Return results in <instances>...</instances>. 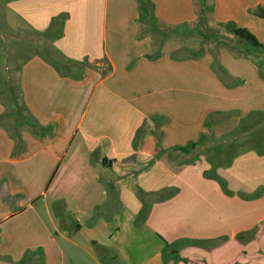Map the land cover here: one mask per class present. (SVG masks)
Returning <instances> with one entry per match:
<instances>
[{
    "label": "crops",
    "instance_id": "1",
    "mask_svg": "<svg viewBox=\"0 0 264 264\" xmlns=\"http://www.w3.org/2000/svg\"><path fill=\"white\" fill-rule=\"evenodd\" d=\"M5 9L12 41L42 38L84 66L20 57L30 119L19 131L0 121V264H264V154L223 155L240 121L223 113H264V48L204 43L233 22L264 46V0Z\"/></svg>",
    "mask_w": 264,
    "mask_h": 264
},
{
    "label": "rangeland",
    "instance_id": "2",
    "mask_svg": "<svg viewBox=\"0 0 264 264\" xmlns=\"http://www.w3.org/2000/svg\"><path fill=\"white\" fill-rule=\"evenodd\" d=\"M6 2L7 0H0V100L5 104V113L3 114L2 120L0 121L12 131H19V128L21 126L27 125L30 119L21 103L17 84L20 57L24 55V52L29 51H38L57 60H60V57L52 54L49 51L48 42L42 38H36L33 36L34 38L31 40L32 43L11 40L10 36L8 35L10 34V31L5 29L6 24H4V22H6ZM260 11H264V9H260ZM228 23L236 25L233 22ZM223 28L225 29L214 26V31L219 34L218 39L217 41L205 39V48L209 49L215 44H226L247 53V51L250 49L249 43L239 38H235L237 39L235 40L233 38V34L228 31L227 27L224 26ZM210 29L213 30L212 27L208 26V29H205V31H208V34L204 33L206 37L204 34L202 36L205 38H207V36H211L212 31ZM258 56L264 59V55L260 54ZM68 67L71 72H76L81 69V66L79 65H69ZM223 114L227 117H230L231 119H240L234 132H232V136H235L238 139L227 146L228 148L223 151L224 156H229L228 154H231L233 158H236L241 152L250 150L253 137H256L259 134L261 135V139L264 141V113L262 115H254L250 121L249 117L251 116V113H248V115L243 117L241 114L232 111ZM248 127H255V129L243 135ZM240 238L242 237H238V239ZM262 243L264 244V238ZM227 258L229 257L226 255L225 259Z\"/></svg>",
    "mask_w": 264,
    "mask_h": 264
},
{
    "label": "trees",
    "instance_id": "3",
    "mask_svg": "<svg viewBox=\"0 0 264 264\" xmlns=\"http://www.w3.org/2000/svg\"><path fill=\"white\" fill-rule=\"evenodd\" d=\"M260 17L264 18V11H260L259 13ZM62 26V17H58L53 21V25L52 27L54 28V33L53 35H58L60 33V28ZM227 29L233 33L235 36H237L238 38L245 40L246 42H248L249 44H251L253 47L255 48H264L263 45H261L258 40L256 39V37L251 34L247 29L244 28H238L236 27V25L232 24V23H228L226 25ZM206 34V33H205ZM204 34V35H205ZM206 37V35H205ZM48 56V55H47ZM48 58L52 61V63L57 67V69L61 70V71H67L69 72L70 70L68 69L69 65H79L81 66V68L84 66V63H71V62H62L61 60H57L54 59L50 56H48ZM259 115H261V113H258ZM248 132V128L245 130L244 134ZM251 143L253 144L252 147L259 153V154H264V141L263 139H261V135H257L256 137H253V140L251 141ZM190 146H195L194 144L190 145ZM184 150V149H181ZM210 176L209 173H207V176ZM214 177L219 180L221 182V184L224 185V182L222 179H220L219 177L215 176ZM171 248V245H169L168 243H166L165 248H164V252L167 251V249ZM173 254H175L174 252H172ZM175 259H177V257H173Z\"/></svg>",
    "mask_w": 264,
    "mask_h": 264
}]
</instances>
